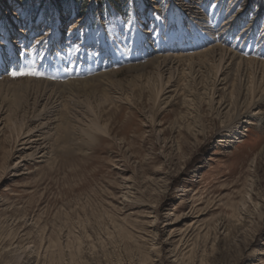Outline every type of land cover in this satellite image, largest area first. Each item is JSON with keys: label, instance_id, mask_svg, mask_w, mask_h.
Here are the masks:
<instances>
[{"label": "rangeland", "instance_id": "1", "mask_svg": "<svg viewBox=\"0 0 264 264\" xmlns=\"http://www.w3.org/2000/svg\"><path fill=\"white\" fill-rule=\"evenodd\" d=\"M263 61L264 0H0V264H264Z\"/></svg>", "mask_w": 264, "mask_h": 264}, {"label": "bare ground", "instance_id": "2", "mask_svg": "<svg viewBox=\"0 0 264 264\" xmlns=\"http://www.w3.org/2000/svg\"><path fill=\"white\" fill-rule=\"evenodd\" d=\"M11 44H14V42H12ZM209 52L207 51L206 53H209ZM51 55H53V53H51L50 50L46 52L45 62L49 59L47 61V63H46V66H47L46 67V73L48 74L47 76L50 77V82H49L48 86L52 87V89H54V90H57L56 93H58V91H59L61 95H65V94H68V93L72 94L74 92H79V93L87 92L86 90H87L89 84H91L93 82L101 83V79H109V78H111L114 75H117L119 73V71L116 72V71H113V70L110 71V69L107 70L106 68H101L102 70L100 71V73L97 74V76L94 79L93 78L92 79L83 78L82 80L81 79H74V80L67 79V76L71 75V73H70L71 72L70 71L71 68H69V67H71V64L66 65L67 64V59H65L63 57V55H61V53H58L56 55L54 54L55 56L53 58H51ZM202 56L203 55H200L198 57H202ZM232 57H233L234 60H238V62L240 61V63L238 64V68H237L238 70H240V68H241L240 66L242 64L244 65L243 67H246V66L250 67V66H252L253 64L256 63V60H252L250 58L243 57L242 53H240L239 56H238V53H237L236 55H234ZM189 59H193V57H190ZM153 62H154V59L149 60V62H147V63L131 65V66H128L126 68L128 70H130V71H135V72L140 71V72H142V71L147 70L153 64ZM238 62H236V63H238ZM154 64H155V62H154ZM259 65L261 66V70H262V73H263L262 76H264V61L262 63H259ZM249 70H251V71H249ZM249 70L247 69V74H246L249 77V80H250L249 81L250 88L248 90L249 94H248V100L247 101H252V98L255 95V88L256 87H255V81H254L255 79H254V74L252 72V69L249 68ZM51 73H54V74H51ZM238 74H239V72H238ZM64 80H66V81H64ZM35 84H38V87H39L40 82L35 83ZM91 87H92V85H91ZM27 89H28V86H27ZM27 89H25L24 91H26ZM89 89H90V87L88 88V90ZM14 90H15V93L13 94L14 99H12L13 107H20L21 106V102L23 101V98H22V100H21V98H18V96H19L18 92H20L21 89L18 90V88H15ZM261 101H264V97L262 98ZM98 127L99 126H97L95 124L93 126V129H92L91 132H97L99 130ZM91 134L89 135V137L93 138V135H91Z\"/></svg>", "mask_w": 264, "mask_h": 264}, {"label": "snow or ice", "instance_id": "3", "mask_svg": "<svg viewBox=\"0 0 264 264\" xmlns=\"http://www.w3.org/2000/svg\"><path fill=\"white\" fill-rule=\"evenodd\" d=\"M11 75L13 77H15V76H27V75L36 76V75H41V73H38V72H35V71H32V70H21V71H13L11 73Z\"/></svg>", "mask_w": 264, "mask_h": 264}]
</instances>
